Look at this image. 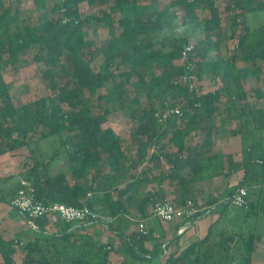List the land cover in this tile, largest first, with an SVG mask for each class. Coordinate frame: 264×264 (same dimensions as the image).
<instances>
[{"label": "trees", "instance_id": "trees-1", "mask_svg": "<svg viewBox=\"0 0 264 264\" xmlns=\"http://www.w3.org/2000/svg\"><path fill=\"white\" fill-rule=\"evenodd\" d=\"M25 1L0 0V158L28 149L32 164L18 176L20 181L15 187L2 188L12 178H0V204L12 207L21 191L30 190L34 200L43 204L89 207L112 221L130 213L136 220H148L154 203L166 199L161 189L147 191L149 184L161 188L165 181L180 183L184 193L174 202L179 206L190 200L196 204L192 185L207 179L227 180L243 170L238 187L222 204H232L237 190L246 187L247 209L255 212L251 192L264 186V171L254 170L255 164H264L263 142L248 146L250 154L258 147L262 150L255 158L236 161L232 155L212 154L217 148L213 144L215 133L203 121L222 114V105L227 101L225 113L229 118L239 115L243 142L250 134L264 131V117L248 107L252 90H247L245 80L249 72L238 65H251V73L256 75L260 63H264V23L254 26L249 21L264 13V0H52L51 6L48 0H33L42 23L14 30L13 26L22 20L13 4L22 7ZM83 4L100 10L85 17L81 13ZM201 9L207 13L203 18L199 15ZM98 24L107 27L109 39L104 43L101 72L90 76L86 86L82 80V70L88 67L85 53L92 46L88 40L90 30L96 33ZM228 26L235 48L224 62L219 56L212 58L211 53L220 49ZM191 44L198 59V80L210 76L214 83L222 82L215 91L190 92L176 84L188 73L181 59ZM37 48L34 59L44 77L69 76L71 80L64 86H52L48 96L20 105L12 97L4 71L17 68L25 54ZM148 71H153L152 78L147 76ZM87 91L92 96L99 94L98 101L107 106L136 107L131 109V117L137 121L135 134L145 141L135 169L142 163L161 169L165 161L168 170L130 174L125 164L124 139L113 128H105L110 110L95 115ZM254 91L259 100L264 99L261 89ZM169 94L184 106L183 116L171 115L162 123L157 114L172 107L165 101ZM142 97L148 103L144 109L140 107ZM200 131L204 133L202 141L188 144V139ZM168 147L174 150L167 152ZM209 200L211 205L219 204L213 195ZM204 214L197 213L196 219ZM34 223L39 230L30 227L33 237L23 246L21 240L0 236L4 264H18V254L21 264H111V255L118 251L114 244L101 242L87 232L89 226L99 222L79 227L65 224L64 229L54 232L51 228L58 224L47 219ZM101 224L123 236L128 258L120 264H133L131 260L151 263L165 255L167 248L158 242L153 241L152 251L146 248V243L153 240L151 232L125 234L113 229L111 222ZM217 224L211 225L204 239L169 256L164 264H253L256 244L262 237L251 232L241 242L237 233H229L225 242L216 243L221 250L217 256L210 246ZM238 252L240 261L235 256Z\"/></svg>", "mask_w": 264, "mask_h": 264}, {"label": "rangeland", "instance_id": "rangeland-1", "mask_svg": "<svg viewBox=\"0 0 264 264\" xmlns=\"http://www.w3.org/2000/svg\"><path fill=\"white\" fill-rule=\"evenodd\" d=\"M48 2L50 6L53 4L52 0H48ZM13 8L15 10V13L19 14L22 20L21 23L13 26L14 30L24 26H37L42 23V21L40 20L41 14L36 10L33 0H26L24 6L22 7H20L17 3H14ZM99 10L100 7L94 8L93 6L88 4H83L81 6V13L85 17L96 15ZM199 15L200 18H203L207 15V13L201 9L199 10ZM118 19L119 17L115 18L116 21ZM249 21L254 26L263 24L264 13L260 14L259 17H256L255 19H252L250 17ZM95 27L97 28V32L94 33L92 30H90V36L88 38V40L92 42V46L85 53L88 67L82 70L83 76L81 75L82 80L85 82V85L88 83V79L90 78V76H97L100 74L101 67L105 58L104 43L109 39V32L107 27H105L103 24H98ZM230 33L231 28H229L228 26L227 34L223 42L221 43L220 49L217 51L218 53H211L212 58L219 56L221 60L227 62L235 48V41L230 39ZM193 40V42H195L197 38H194ZM38 52L39 48L32 52L26 53L17 68H10L4 71L5 79L11 88L12 97L17 104H27L44 96H48L51 94L52 86H64L68 81L71 80L69 76L65 78L55 76L51 78L44 77V71L38 66L34 59L35 55ZM63 62H65V60ZM238 65L239 67H244L249 72L248 77L245 80L247 90H252V97L249 99L248 107L258 112L260 116L264 117V99L259 100L254 91L255 89L259 88L264 92V63H260V70L256 75H252L251 65H248L244 62H239ZM147 76L149 78H152L153 71H148ZM220 86H222L221 81H217V83H214L212 77L208 76L199 82V93H208L211 91H215ZM158 93L161 92L159 91ZM87 94L90 98V102L92 104L93 112L95 115L102 114L106 109L110 110L108 123L105 125V128H113L124 139L125 164L129 173L142 174L143 171L156 173V168L149 166L147 163L140 164L138 169H135L134 167V164H136V161L140 156V147L145 141L144 138L137 137L135 134V131L137 129V121L131 117V109H136V107L131 105L122 107L120 104L116 107L107 106L98 101L99 94L92 96L88 91ZM165 101L168 105L172 106L171 108L180 107L183 110L184 106L179 104L174 95H167ZM226 102L227 101H225L222 105V114H217L212 120H204L203 125H209L225 130L227 129L226 134L237 136L239 135L240 130V122L238 120L239 115L235 113L233 117L229 118V115L225 113V109L227 108ZM147 105V99L145 97H142L140 107L144 109L147 107ZM219 134L224 137L223 133ZM219 134L217 133L218 136L216 141L214 142V146L217 148H220V143H222V138L219 137ZM252 135V137L250 136L246 139L245 142H243V149L245 152L244 155L247 158L248 156L251 158H255L262 153V150L258 147L254 151V153L250 154L249 150L247 151L249 145L254 142L261 141L264 145V131L253 133ZM191 138L195 141V137L192 136ZM173 150L174 149L172 147H168L166 151L171 152ZM152 151L153 150H150L149 152ZM31 164L32 159L30 158L28 149H23L21 151L11 153L0 158V178H12V180L8 184H3L1 185V187H15L18 184V181H20V178L18 176H20V174L24 172V170H26ZM254 170L258 173L263 172L264 164H255ZM14 177L16 178L13 179ZM238 185L239 182L234 184L230 183L228 180H223L220 186L221 190L217 191L218 196L220 198L229 200L230 192L238 187ZM149 187L153 188L150 185ZM261 194H263L262 197L260 196ZM200 196L196 195L194 197L196 199V208L200 212H202V210L207 208L211 203L210 200L205 197V199L203 200V202L205 203L200 205L197 199V197ZM251 201L255 209V212L252 213H250L247 208H238L233 204H230L228 206H226L225 204H220L214 207L209 212L205 210V214L201 218H199V220L202 219L200 229L202 231H205V233L198 241L204 239L208 235L211 225L218 222L216 227L213 229L214 240L210 244V246L214 250V253H217V256H219L221 250L220 247L216 246V243L225 242V239L229 233H237L238 239L242 242V240L246 239L251 232H255L262 237V241L256 244L257 249L255 253V264H264V186L262 188H254L252 190ZM17 216H20L17 211H9L6 218V220H9V222L5 223V220L3 222L0 221V236L4 240H21L23 245H25L32 239L33 233L30 231V227L28 226V224L24 223V221ZM127 217L131 222V225L137 226L136 218L134 217L133 213H130L129 215H127ZM166 223H163L162 221L157 219L159 228L161 226L166 227ZM185 223H188L189 225L193 224L192 221L188 220H185ZM60 225H65V223H60L56 225L55 228L52 227L51 232L59 231L58 227ZM18 250L20 249L18 248ZM169 256H171V254L164 255L162 257L161 264H164ZM235 256L239 258V261L242 258L240 252L236 253ZM116 260L117 261L115 262L114 259L113 263L111 262V264H120L119 258ZM15 261L18 264L22 263L21 254L15 256ZM0 264H4L2 256H0Z\"/></svg>", "mask_w": 264, "mask_h": 264}, {"label": "crops", "instance_id": "crops-1", "mask_svg": "<svg viewBox=\"0 0 264 264\" xmlns=\"http://www.w3.org/2000/svg\"><path fill=\"white\" fill-rule=\"evenodd\" d=\"M211 127L213 128L214 133H215L214 134V140L217 139V136H218L217 133L218 134L219 133L224 134V137H222L221 134H219V137L222 138V143H220V148L219 147L215 148V150L212 154L221 153L223 155H232L236 161L243 159V158H246V156L244 155L245 152L243 149V140H242V137L240 135L231 136V135L226 134L227 129L225 130V129L215 128L213 126H211ZM203 136H204V133L202 131H200L199 133L193 135V137H195V141L192 140V138H189L187 143L192 144V145L197 144V143L202 141ZM250 136L252 137L253 135L250 134L248 136V138ZM160 170H163V171L168 170V166L166 165L165 161H163L161 169H160V167L155 169V171H156L155 174H157ZM243 175H244V171L242 170V171L234 174L232 178L227 179V180L230 183L235 184V183L240 182L242 180ZM223 180H225V179L214 178V179H207L204 181H200L199 183H196V184L191 186L192 195L193 196H196V195L200 196L201 195L200 197H197L198 203L200 205L205 203V202H203L205 197L210 199V196L213 195L214 197H216L219 200V204H217V205H220L223 202L227 201V199H225V198H220L218 196V193H217L218 190H221L220 186H221V183ZM227 180H225V181H227ZM149 185L152 186L153 188L149 187ZM149 185H148L147 191H159L161 189L162 192L166 195V198H169V199H175L177 197V195H182L184 193L183 192L184 186L180 183H177V182L165 181L162 183L161 188H159V186L156 183H152ZM227 185H228V183H227ZM226 187H228V186H226ZM258 188H261V187H258ZM202 191H205V193H201ZM217 205H211L210 204L207 208L203 209L202 212H204L205 210H207V212H209L214 207H216ZM9 211L12 212V211H14V209L9 205L0 204V221L1 222H3L4 220H5V223L9 222V220H6L7 213H9ZM17 217L22 219L24 221V223L27 224L25 217H23V216H17ZM201 220L202 219H200V220L198 219L197 222L195 223V225L194 224L189 225L188 223H185L181 220H178L176 222H170V223L165 222L167 224V226L166 227L161 226L159 228V226L157 224V219L151 216L147 220L146 223H147V227L149 228V230L152 234L153 240L146 243V248L149 249L150 251H152L154 248L153 241H155V242H158L159 244H161L163 249H165V247H166L168 254L177 255V254L181 253L189 245H191L194 242H197L201 238V236L205 233V231H202L200 229V226L202 224ZM111 226L113 229H117L119 231H125L124 232L125 234H131L133 232L138 231V225L137 226L131 225V222L129 221L127 216L111 221ZM183 227H186V230L184 231V233L179 234V230H181ZM62 229H64V225H60L58 227L59 231H61ZM87 232L89 234H92V235H94V232H95L94 236L97 240L104 242V243L114 244L115 246H117V250H118L117 253H113L111 255V262L112 263H113L114 259L116 262L117 261L116 259L119 258V261L121 263L122 261H124L128 258L127 254L125 252V249H124L122 238H121L123 236L117 234L116 232H113L106 225L96 224V225L89 226L87 229ZM161 250H159V251L161 252ZM255 257H256V255H255ZM255 257H254L253 264L256 263ZM131 262L133 264H161L162 263V256H160V258L158 257V259H155L151 263H145V262L141 263V262H136L134 260H131Z\"/></svg>", "mask_w": 264, "mask_h": 264}, {"label": "built area", "instance_id": "built-area-1", "mask_svg": "<svg viewBox=\"0 0 264 264\" xmlns=\"http://www.w3.org/2000/svg\"><path fill=\"white\" fill-rule=\"evenodd\" d=\"M194 44H191L183 52L181 64L186 67L187 74L181 76L176 84H181L187 87L190 92L199 93V80L195 72L196 62L198 61L194 53ZM171 115L183 116L182 109L180 107L168 109L164 114L161 112L157 114L160 122L164 123L166 118ZM91 195H89L90 197ZM232 204L238 208L248 207V189L241 187L237 190L236 194L231 199ZM12 207L17 210L23 216H26V221L29 227L34 230H39V226L34 223V220L47 219L52 224H72L75 226H81L83 224H89L92 222L101 221L109 223L112 219L102 217L98 213L93 212L89 207L76 208L67 206L60 203L43 204L36 202L31 194V191H21L18 196L15 197ZM200 211L196 208L193 201H188L187 205L179 206L173 199L166 198L162 201H157L151 208L152 217L162 222H176L181 220L192 221L196 223V214ZM138 225V232L149 235L150 230L147 227V220H136ZM186 227L179 230V234L184 233ZM20 245H23L21 243ZM166 248V247H165ZM167 249L165 250V255Z\"/></svg>", "mask_w": 264, "mask_h": 264}]
</instances>
